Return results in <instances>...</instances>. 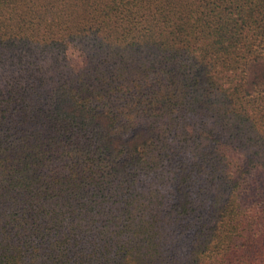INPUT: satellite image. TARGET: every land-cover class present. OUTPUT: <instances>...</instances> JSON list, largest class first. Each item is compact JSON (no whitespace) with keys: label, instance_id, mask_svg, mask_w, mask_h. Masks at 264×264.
Returning a JSON list of instances; mask_svg holds the SVG:
<instances>
[{"label":"trees","instance_id":"1","mask_svg":"<svg viewBox=\"0 0 264 264\" xmlns=\"http://www.w3.org/2000/svg\"><path fill=\"white\" fill-rule=\"evenodd\" d=\"M0 264H264V0H0Z\"/></svg>","mask_w":264,"mask_h":264}]
</instances>
